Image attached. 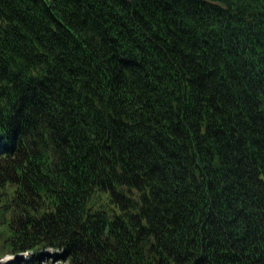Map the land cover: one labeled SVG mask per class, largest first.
Wrapping results in <instances>:
<instances>
[{
  "label": "trees",
  "instance_id": "obj_1",
  "mask_svg": "<svg viewBox=\"0 0 264 264\" xmlns=\"http://www.w3.org/2000/svg\"><path fill=\"white\" fill-rule=\"evenodd\" d=\"M0 253L264 264V0H0Z\"/></svg>",
  "mask_w": 264,
  "mask_h": 264
},
{
  "label": "rangeland",
  "instance_id": "obj_2",
  "mask_svg": "<svg viewBox=\"0 0 264 264\" xmlns=\"http://www.w3.org/2000/svg\"><path fill=\"white\" fill-rule=\"evenodd\" d=\"M51 253V252H49ZM26 257V256H24ZM20 258V257H19ZM0 264H18V259L10 255H1L0 253Z\"/></svg>",
  "mask_w": 264,
  "mask_h": 264
}]
</instances>
